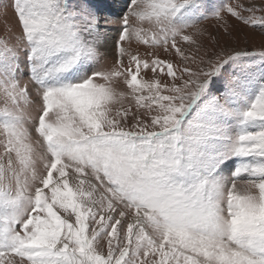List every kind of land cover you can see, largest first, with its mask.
I'll return each instance as SVG.
<instances>
[{"label":"snow or ice","instance_id":"1","mask_svg":"<svg viewBox=\"0 0 264 264\" xmlns=\"http://www.w3.org/2000/svg\"><path fill=\"white\" fill-rule=\"evenodd\" d=\"M9 8L0 264H264V0Z\"/></svg>","mask_w":264,"mask_h":264},{"label":"rangeland","instance_id":"2","mask_svg":"<svg viewBox=\"0 0 264 264\" xmlns=\"http://www.w3.org/2000/svg\"><path fill=\"white\" fill-rule=\"evenodd\" d=\"M9 2L10 0H0V34H3L8 28L15 25L14 14L10 8L7 10L6 15L3 14L4 6ZM101 2L110 5L111 11H119L123 4V0H101ZM209 2L219 6L220 0H209ZM232 2H239V0H232ZM226 19H228L227 16ZM221 23L222 22L210 17L209 19L200 21L198 25L204 33L202 40L209 50L213 48L214 41L212 37L214 36L218 38L221 45L227 41L231 46L240 48L247 47L251 49L253 47H259V45L264 43V36H262L259 31L245 28L243 25H240L239 22L235 21L234 18L229 21L231 35L224 32ZM101 51H103V49H101Z\"/></svg>","mask_w":264,"mask_h":264}]
</instances>
